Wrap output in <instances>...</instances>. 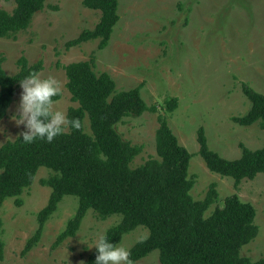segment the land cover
Wrapping results in <instances>:
<instances>
[{
	"label": "rangeland",
	"instance_id": "rangeland-1",
	"mask_svg": "<svg viewBox=\"0 0 264 264\" xmlns=\"http://www.w3.org/2000/svg\"><path fill=\"white\" fill-rule=\"evenodd\" d=\"M15 5V0H0V7L9 11ZM119 14L106 48H99L98 39L69 47L68 41L95 27L101 11L86 7L83 0H46L27 29L0 38V54L6 56L4 68L16 73L22 55L30 63L42 60L40 73L54 76L62 84L63 95L56 107L66 113L78 105L67 87L65 65L70 62L92 61L97 73L108 72L113 77L118 90L141 85L148 106L158 110L125 116L117 124L124 139L144 146L132 166L157 156L159 116L165 115L180 143L192 153L189 173L196 179L195 199L203 198L216 182L221 200L238 193L242 200L252 202L260 232L243 247L242 254L254 260L264 257V173L245 178L237 189L232 177L209 169L198 142V130L203 126L211 148L227 158H239L242 143L252 149L264 146V128L258 122L246 126L234 120L251 107L243 90L245 83L264 93V0H120ZM21 93L19 86L8 115L0 121V145L27 131L12 119L18 115ZM171 98H178V107L168 112L164 102ZM52 173L41 167L20 196L21 204L16 197L5 201L0 264H82L95 249L98 236L121 220L119 214L102 219L90 210L76 235L55 245L79 205L78 197L67 195L46 221L38 243L24 252L39 228L38 213L52 190L42 179ZM148 235L149 229L140 226L125 234L118 246L130 250ZM134 264H162L159 251Z\"/></svg>",
	"mask_w": 264,
	"mask_h": 264
},
{
	"label": "trees",
	"instance_id": "trees-1",
	"mask_svg": "<svg viewBox=\"0 0 264 264\" xmlns=\"http://www.w3.org/2000/svg\"><path fill=\"white\" fill-rule=\"evenodd\" d=\"M12 11L0 7V38L15 36L27 29L46 0H15ZM86 7L100 10L94 28L84 29L67 46L98 39L99 48L108 46L120 20V0H83ZM6 56L0 54V121L7 115L15 99L20 80L33 71L41 72L42 60L30 63L27 56L17 60L18 70L10 74L4 68ZM67 87L72 100L67 115L79 118V130L67 128L52 143L37 139L23 142L21 135L0 145V235L4 229L2 208L8 198L20 196L36 179L43 166L53 173L42 179L51 187L47 204L39 211V228L29 238L24 252L40 240L46 221L59 208L67 195L78 197L76 213L59 234L55 245L75 236L90 210L107 219L119 214L121 220L105 233L117 245L125 234L143 226L149 235L130 248L135 262L158 250L162 264H264V257L252 259L242 254L245 245L260 232L256 223L257 209L250 201L233 193L220 199L218 184L212 182L206 195L195 199L196 183L189 173L192 153L182 145L165 115L159 116L156 132L157 156L133 167L132 162L144 146L124 139L117 124L125 116H140L149 107L142 86L118 90L108 72L97 73L92 61L78 60L65 65ZM243 90L251 102L247 113L234 117L241 125L259 123L264 128V93L247 83ZM55 98L57 101L62 97ZM166 110L178 107V98L164 102ZM89 120V122L86 121ZM199 153L210 170L232 177L238 189L245 178L254 179L264 173V146L252 149L241 144L242 155L231 159L212 149L206 130H198ZM216 204L214 210L207 214ZM3 245L0 246L2 256ZM97 249L82 264H95Z\"/></svg>",
	"mask_w": 264,
	"mask_h": 264
},
{
	"label": "clouds",
	"instance_id": "clouds-1",
	"mask_svg": "<svg viewBox=\"0 0 264 264\" xmlns=\"http://www.w3.org/2000/svg\"><path fill=\"white\" fill-rule=\"evenodd\" d=\"M20 87L18 115H13L12 119L18 126L26 127L27 131L20 133L24 143L31 144L37 139L52 143L67 128H81L79 118L70 119L65 111L56 107L55 98L62 94V84L56 77H44L33 71L20 80ZM94 247L98 252L95 264H134L130 250L109 242L105 234L98 236Z\"/></svg>",
	"mask_w": 264,
	"mask_h": 264
}]
</instances>
